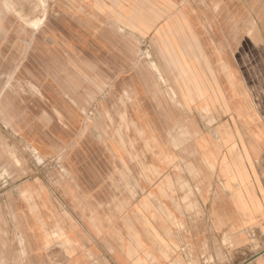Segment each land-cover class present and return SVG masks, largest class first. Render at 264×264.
<instances>
[{
    "label": "crops",
    "instance_id": "1",
    "mask_svg": "<svg viewBox=\"0 0 264 264\" xmlns=\"http://www.w3.org/2000/svg\"><path fill=\"white\" fill-rule=\"evenodd\" d=\"M63 4L82 13L92 8L95 16L100 8H110L111 38L117 37L113 33L120 26L163 46L192 81L174 82L180 104L191 112L210 110L220 122L216 132H196L193 147L174 149L142 100L127 106L132 109L127 118L131 141H139V149L123 145L111 132L95 138L94 148L84 149L77 165L67 166L76 174V203L81 207L77 224L63 229V235L78 238V244L49 246V229L37 216L26 220L23 231L41 238L39 243L32 240L24 250L7 244L6 216L0 212V264H264L263 237L250 231L264 220V165L253 163L264 151V85L255 75L260 69L239 73L232 57L224 62L229 68L224 78H215L208 61L203 66L191 52L193 45L214 44V29L244 24L249 17L246 0H63ZM101 23L95 20L88 27L99 30ZM204 28L211 33H203ZM78 36L77 44L93 37L86 32ZM229 43L244 45L245 36ZM251 59L254 68L264 60ZM162 63L164 76L175 79L178 66L171 72ZM141 74L132 87L137 94H145L143 82L153 80ZM192 119L196 125L197 118ZM218 128L233 134L235 147L222 143ZM147 146L153 148L151 153ZM64 193L67 204L75 202L73 191L67 188ZM44 221L49 224L48 217ZM257 236L259 244L253 242ZM89 237L93 244L84 243Z\"/></svg>",
    "mask_w": 264,
    "mask_h": 264
},
{
    "label": "rangeland",
    "instance_id": "2",
    "mask_svg": "<svg viewBox=\"0 0 264 264\" xmlns=\"http://www.w3.org/2000/svg\"><path fill=\"white\" fill-rule=\"evenodd\" d=\"M246 6L249 17L244 24L214 29V44L193 45L191 52L203 66L208 61L215 78H224L229 69L224 62L233 57L239 73L260 69L254 78L264 85V60L254 68L251 59H264V0H246ZM86 9L78 12L63 0H0V212L6 216V243L23 250L32 240H41L24 235L26 220L33 216L48 227L49 246L78 244V238L63 235V229L77 224L81 207L76 203V174L67 166L77 165L79 154L94 148L95 138L111 132L123 145L139 149L137 141H131L127 118L132 109L127 106L142 100L174 149L193 147L196 132H216L220 122L210 110L191 112L180 104L174 82L192 81L163 46L120 26L113 33L117 37L111 38L110 8H100L97 16ZM95 20L102 22L99 30L88 27ZM79 32L100 41L92 37L77 44ZM241 35L244 45L229 43L240 41ZM162 61L171 72L178 66L175 79L160 80L156 72L164 73ZM143 72L153 80L143 82L145 94H137L132 87ZM192 118H197L196 125ZM253 163L264 165V151ZM67 188L74 192L70 205L63 200ZM250 231L264 240V220ZM84 243L93 244V238ZM26 256L23 251L21 259Z\"/></svg>",
    "mask_w": 264,
    "mask_h": 264
},
{
    "label": "bare ground",
    "instance_id": "3",
    "mask_svg": "<svg viewBox=\"0 0 264 264\" xmlns=\"http://www.w3.org/2000/svg\"><path fill=\"white\" fill-rule=\"evenodd\" d=\"M236 3V2H235ZM207 6V5H206ZM116 7V6H115ZM208 8V7H207ZM3 9V8H2ZM181 9V8H180ZM171 10V9H170ZM183 10V9H182ZM209 12V11H208ZM210 13V12H209ZM184 14V13H183ZM51 17H53V16H51ZM173 18V17H172ZM180 19V18H179ZM187 19V18H186ZM55 20V19H54ZM173 20V22H174V19H172ZM188 20V19H187ZM58 22V21H57ZM203 22V21H202ZM59 23V22H58ZM69 25V24H68ZM177 27V26H176ZM218 28V27H217ZM44 32V31H43ZM222 32V31H221ZM69 33V32H68ZM71 35V34H70ZM223 35V34H222ZM242 36V35H241ZM38 41V40H37ZM56 48V47H55ZM196 65V64H195ZM153 67V66H152ZM155 67H157V65L155 66ZM155 67H153L154 69H155ZM197 68V67H196ZM157 73V75L159 76V78H160V80H163V81H166V77L164 76V74H163V72H156ZM241 73V72H240ZM20 99V98H19ZM108 120V119H107ZM36 129V128H35ZM206 130V129H205ZM218 133H219V135H221V138H222V143L224 144V145H228V144H232V147H235V142L232 140V137H234L233 136V134L231 133V132H227V131H225V133H224V131L221 129V128H218ZM230 135L231 137H230V140H227L226 139V135ZM38 149V148H37ZM187 175V174H186ZM187 208V207H186ZM194 212V211H193Z\"/></svg>",
    "mask_w": 264,
    "mask_h": 264
}]
</instances>
